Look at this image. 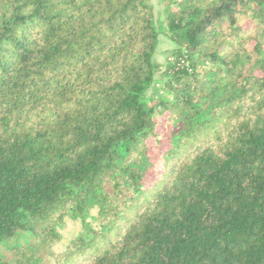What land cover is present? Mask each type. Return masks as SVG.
Returning a JSON list of instances; mask_svg holds the SVG:
<instances>
[{
	"label": "trees",
	"instance_id": "1",
	"mask_svg": "<svg viewBox=\"0 0 264 264\" xmlns=\"http://www.w3.org/2000/svg\"><path fill=\"white\" fill-rule=\"evenodd\" d=\"M149 1L0 0V264H264V0Z\"/></svg>",
	"mask_w": 264,
	"mask_h": 264
},
{
	"label": "rangeland",
	"instance_id": "2",
	"mask_svg": "<svg viewBox=\"0 0 264 264\" xmlns=\"http://www.w3.org/2000/svg\"><path fill=\"white\" fill-rule=\"evenodd\" d=\"M170 0H150L149 2L154 8V14L157 23L163 21L164 12L167 9V5ZM175 46L165 37L163 32H160L159 42L155 54V61L159 65V71L155 77L153 86L147 92L149 99H157L161 94L163 95V81L164 78L162 73L164 71L165 65L169 58L172 57V51ZM172 59V58H171ZM81 229L80 221L70 220L68 218L64 219V224L60 228L61 240L59 243L55 244L53 247L54 252L61 251L69 240H71Z\"/></svg>",
	"mask_w": 264,
	"mask_h": 264
}]
</instances>
